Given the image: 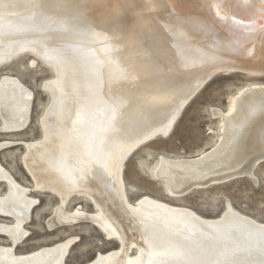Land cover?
Listing matches in <instances>:
<instances>
[{"label":"bare ground","instance_id":"bare-ground-1","mask_svg":"<svg viewBox=\"0 0 264 264\" xmlns=\"http://www.w3.org/2000/svg\"><path fill=\"white\" fill-rule=\"evenodd\" d=\"M27 1L0 0V69L32 53L45 59L58 77L45 86L52 105L41 122L43 138L25 144L22 158L34 181L33 191L59 199L60 205L46 222L48 229L93 224L108 240L120 244L88 264H264V224L230 203L220 218L205 219L193 210L150 197L132 204L126 193L127 159L157 135L170 134L209 79L195 86L182 103L173 101V88L167 87L178 86L185 73L204 62L197 65L184 47L161 52L160 44L155 45L142 26L144 17L131 13L152 11L156 3L164 8L169 1L170 6H185L189 11L196 10V4L189 0H42L37 6ZM239 1L241 9L251 6L247 0ZM154 51L161 56L153 57L152 63L147 54ZM244 53H219L206 61L238 64H224L220 70L263 73L264 51L259 60ZM32 94L16 78L1 79L3 131L22 132L28 127ZM240 96L229 107V119L223 121L220 144L194 158L161 157L151 170L170 198L253 176L254 167L264 159V85H254ZM12 145L0 144V149ZM0 184L7 187L0 195V217L13 219L11 224L0 222V235L11 243L0 245V264H66L76 238L28 254L15 253L29 236L25 227L39 200L1 164ZM74 199L91 201L96 213L82 207L70 212Z\"/></svg>","mask_w":264,"mask_h":264},{"label":"rangeland","instance_id":"rangeland-1","mask_svg":"<svg viewBox=\"0 0 264 264\" xmlns=\"http://www.w3.org/2000/svg\"><path fill=\"white\" fill-rule=\"evenodd\" d=\"M41 1L33 0L37 6H41L43 3ZM146 1L158 2V0ZM189 1L196 4V10L189 11L185 6L173 7L170 6L169 1L164 8H160L156 3L155 7H151L152 11L145 9L142 12L137 10L134 14L131 13L135 17L138 15L144 17L142 26L152 42L155 45L160 44L163 49L161 52L176 51L179 47L183 50L184 47L186 49L184 53L191 51L190 56L196 59L197 65L204 62L198 65L197 70L185 73L182 76L185 78L178 86L167 87V89L173 88V101H177V104L182 103L195 86L201 84L204 79L208 77L209 79L186 107L170 134L157 135L148 143L138 147L127 159L123 169V179L128 199L135 204L143 197H150L173 206L193 210L205 219L220 218L226 207L231 204L230 206L238 212L264 224V159L254 167L252 177H237L206 189L195 190L181 199L170 198L161 183L150 174L161 157L194 158L220 144L224 137L223 121L229 119L227 116L232 101L241 97V91L254 85H264L262 71L250 73L239 69L220 70L218 67H224L222 66L224 64L234 66L238 64L231 61H206L212 55L229 51L241 53L245 51L247 57L259 60L257 56L264 51V4L258 0H247L251 6H244L241 9L239 0ZM30 2L31 0L26 4ZM43 16L49 18L51 15L43 13ZM173 41H176L175 47L172 45ZM153 53L147 54L148 61L152 63H154L153 57L161 56L155 51ZM42 59L32 53H26L0 69V81L5 76L16 78L33 93L31 119L24 131L15 133L3 131L0 117V144L13 143L12 146L0 149V164L21 186L32 189L30 196L39 200L32 211L31 221L25 227L29 231V236L17 246L15 253L28 254L76 238L77 241L66 258V264H88L95 260L99 253L106 254L119 249L120 244L108 240L98 227L88 223L50 231L46 222L53 216L54 209L60 205L59 199L54 194L33 191L34 181L22 162L26 154L25 144L39 142L43 138L41 122L52 105V97L45 86L53 80H55L53 82L58 80L53 67ZM6 190V185L0 184V195ZM80 207L88 213H96L94 204L84 199L72 200L68 210L72 212ZM0 222L11 224L13 219L0 217ZM0 245L10 246L11 243L7 237L0 235ZM135 252L133 251V254Z\"/></svg>","mask_w":264,"mask_h":264}]
</instances>
